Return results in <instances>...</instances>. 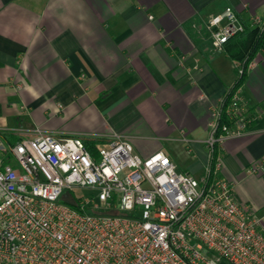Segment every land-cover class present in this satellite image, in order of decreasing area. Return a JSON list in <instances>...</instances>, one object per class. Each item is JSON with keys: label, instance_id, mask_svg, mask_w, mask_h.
Here are the masks:
<instances>
[{"label": "crops", "instance_id": "0c3cea01", "mask_svg": "<svg viewBox=\"0 0 264 264\" xmlns=\"http://www.w3.org/2000/svg\"><path fill=\"white\" fill-rule=\"evenodd\" d=\"M226 6L264 18V0H0V138L119 134L200 176L211 110L236 79L206 25ZM253 60L239 94L255 116L223 144L219 174L261 213L264 173L247 170L264 157V47Z\"/></svg>", "mask_w": 264, "mask_h": 264}, {"label": "built area", "instance_id": "2783aa9c", "mask_svg": "<svg viewBox=\"0 0 264 264\" xmlns=\"http://www.w3.org/2000/svg\"><path fill=\"white\" fill-rule=\"evenodd\" d=\"M246 24L262 29L264 18L244 23L231 6L211 16L212 50ZM239 88L211 110L200 176L161 151L140 156L119 134L93 151L39 127L12 144L0 138V264H264V212L219 174L223 144L255 116ZM247 171L264 173V157Z\"/></svg>", "mask_w": 264, "mask_h": 264}, {"label": "trees", "instance_id": "16d2710c", "mask_svg": "<svg viewBox=\"0 0 264 264\" xmlns=\"http://www.w3.org/2000/svg\"><path fill=\"white\" fill-rule=\"evenodd\" d=\"M264 47V28L249 27L246 24L244 32L231 37L223 46L225 53L231 60L238 61L242 64L243 74L236 77L233 85L225 92L224 104L227 102L229 95L237 87H240L246 77L247 66L254 59L257 53ZM223 104V105H224ZM223 107V106H222ZM85 146L93 151L96 143L93 141H84ZM217 150L212 152L213 159L217 156Z\"/></svg>", "mask_w": 264, "mask_h": 264}]
</instances>
